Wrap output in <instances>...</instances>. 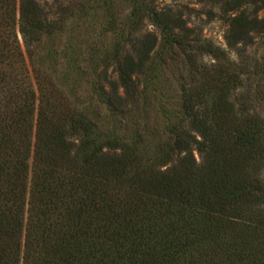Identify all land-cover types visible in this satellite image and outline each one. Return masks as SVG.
<instances>
[{
	"label": "trees",
	"instance_id": "obj_1",
	"mask_svg": "<svg viewBox=\"0 0 264 264\" xmlns=\"http://www.w3.org/2000/svg\"><path fill=\"white\" fill-rule=\"evenodd\" d=\"M126 1L0 0V264H264V0H198L236 61Z\"/></svg>",
	"mask_w": 264,
	"mask_h": 264
},
{
	"label": "rangeland",
	"instance_id": "obj_2",
	"mask_svg": "<svg viewBox=\"0 0 264 264\" xmlns=\"http://www.w3.org/2000/svg\"><path fill=\"white\" fill-rule=\"evenodd\" d=\"M41 6H43L48 11H55L60 5L66 7L69 6V1L71 0H35ZM101 2V0H99ZM110 3L112 7V13L115 18H111L112 13H106L102 4L95 5L93 13L96 15L94 21L87 25L91 27L90 34H84L83 41L91 40L89 43H96V40L100 37V33L103 26L108 23L110 20H116L118 25L125 24L127 22V16L130 13V5L126 0H106ZM154 5L159 9H171L175 14H179L183 17L187 26L197 32L203 40L213 43L215 46L220 47L226 50L229 53V58L233 61L238 59L236 52L228 49L226 43V35L229 30V25L223 18L221 9L219 6L213 4L200 3L198 0H153ZM96 10V11H95ZM264 17V10L259 14V18ZM99 20V21H98ZM90 23V21L88 22ZM152 34L158 39V48L161 44V33L153 23L145 19L139 27L138 32L135 34V37L141 38L146 34ZM112 35H109L108 42L111 41ZM157 48V49H158ZM248 54L250 57L258 60L262 63L264 60V39L255 40V45L249 48ZM211 58H206L204 62L212 63ZM258 111L264 117V101L263 103L256 104ZM195 158L200 162V157L196 153Z\"/></svg>",
	"mask_w": 264,
	"mask_h": 264
}]
</instances>
